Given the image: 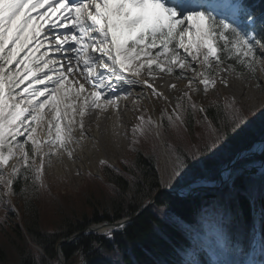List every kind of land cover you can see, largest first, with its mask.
Returning <instances> with one entry per match:
<instances>
[{"label":"snow or ice","instance_id":"6c2138e0","mask_svg":"<svg viewBox=\"0 0 264 264\" xmlns=\"http://www.w3.org/2000/svg\"><path fill=\"white\" fill-rule=\"evenodd\" d=\"M258 64H264V17L258 21L243 0H0V201L10 203L11 197L20 196L29 207L31 199L47 190L45 171L53 158L67 155L74 161V146H81L86 138L85 116L96 109L119 110L120 99H127L137 88L133 144L146 132L160 136L165 128L179 130L190 124L185 114L194 118L197 112L202 121L196 122L206 124L212 135L202 150L172 149L176 164L167 183L144 190L129 177L127 185H110L114 202L139 201V214L160 200L158 210L167 218L171 204L160 199L164 195L160 189L186 191L191 198L209 185H234L236 174L246 168L237 167L241 161H250L253 155L264 157V140L258 142V152L249 146L214 175L199 170L202 157L222 151L229 137L240 135L249 115L256 112L245 114L234 100L225 99L223 105L210 101L209 107L217 111L209 119L208 108L196 103L193 95L207 96L218 84L228 87L221 73L235 72L237 65L254 78ZM161 73L186 81L181 95L170 99L166 94L177 90L174 83L160 90L155 80ZM150 97L164 106L174 100L171 113L162 107L159 118L146 115L143 101L151 103ZM260 116L264 118V111ZM215 121L219 123L214 127ZM98 166L115 173L112 179L122 175L104 158ZM261 167L264 179V160ZM76 175L83 177L79 170ZM87 175L102 180L99 171ZM254 213L246 233L220 240L213 255L230 252L234 258L216 264H264V206H254ZM128 219L125 214L94 230L111 239L115 231L127 227ZM91 247L99 245L93 241ZM188 247L181 242L173 245V251L179 257ZM58 253L62 255V250ZM74 255L80 257L77 264H88L82 246Z\"/></svg>","mask_w":264,"mask_h":264},{"label":"trees","instance_id":"16d2710c","mask_svg":"<svg viewBox=\"0 0 264 264\" xmlns=\"http://www.w3.org/2000/svg\"><path fill=\"white\" fill-rule=\"evenodd\" d=\"M243 2L255 12L258 21L264 17V0ZM236 69L246 71L240 65H237ZM215 101L220 105L225 102ZM200 105L208 108L209 119L217 111L215 107H209V103ZM235 106L249 114L236 103ZM260 112L254 116L249 115V123L244 131L238 136H230L222 151L213 156L204 154L199 170L214 175L226 166L242 147L258 138H264V118L260 116ZM152 118L154 119L153 116ZM220 118L223 119V115ZM185 120L190 121V124L186 123L179 130L165 128L161 131L163 143L159 136L147 132L146 139H140L133 144L135 150L132 156L123 160L119 167L113 165L122 174L116 179L111 178L115 173L108 169L103 170L102 180L92 179L87 175L85 184L74 195L54 191L45 181L47 190L41 191L37 198L31 199L29 207H25L23 197L15 196L21 215L9 211L0 216V264H56L59 261L56 246L60 239L93 222H111L123 218L125 214H136L139 201L114 202L110 185H127L129 177H134L135 186L144 190L146 186L158 185L163 181L160 158L164 145L175 157L173 148L182 153L202 150L212 135L206 124L196 122L202 121V114L197 112L194 118L185 114ZM218 123L219 121H215L214 127L218 126ZM262 160L264 157L254 156L250 161H241L237 167L246 165L248 168ZM246 168L236 174L234 185L228 188L219 187L191 198H182L163 191L164 195L160 199H167L172 209L167 218L158 210L160 200H155V203L138 217L128 222L124 230L115 231L113 238H106L97 232H88L73 242L63 244L62 254L70 261L77 256L74 255L77 248L82 246L88 253V264H172L177 259H181L183 264H191L190 253L198 248L187 230L188 225H191L203 233L215 227L220 229L219 237L210 236V248L199 251L198 261L216 264L220 259H233L230 252L223 257H217L213 255V250L218 248L220 239L228 241L238 233H246L253 224L254 206H264L262 167L255 173H247ZM208 193L213 195L205 196ZM206 214L212 215L210 221L207 220ZM260 226L257 221V227ZM93 241H96L99 247H91ZM181 242H186L190 247L178 257L173 251V245Z\"/></svg>","mask_w":264,"mask_h":264},{"label":"rangeland","instance_id":"374dc122","mask_svg":"<svg viewBox=\"0 0 264 264\" xmlns=\"http://www.w3.org/2000/svg\"><path fill=\"white\" fill-rule=\"evenodd\" d=\"M222 2H225V0ZM222 67H227V64L222 65ZM239 73H241V71L236 70L235 72L221 73V75H224L225 77L228 75L241 78L246 84L242 86L239 85V88L231 86L230 89L218 84L217 89L210 91L207 96L203 93L194 94L193 100L198 101L200 104H207L210 103V101L231 99L235 101L237 106L244 108L248 113L253 111L256 113L264 111V64H258L256 66L255 73L253 74L254 78H249L247 71L244 72L245 74L243 77H241ZM189 75H192V73H189ZM259 79L262 80V87L260 86L261 89L260 87L255 88L256 96L250 93V91L254 92V89L252 90L250 85ZM173 83L177 85V90L166 92L170 99L181 95L180 89L184 88L186 81L177 80L175 76L163 73L158 74V78L155 80V84L160 87V90H165L168 85ZM244 89L246 92H244ZM138 94L139 88L135 89L133 94L126 99V103H121L119 110L112 108L101 111L96 109L95 112L91 111L92 113L90 112V114L86 116L85 122L89 124L94 123L95 129L98 131L97 135L92 133L94 128L92 130L86 129V138L82 141L81 146H74V161L70 160L67 155H63L60 159H56L55 157L53 158L52 166L50 168H46L45 181L54 191L68 192L74 195L76 191L83 184H85L88 172L91 171L95 174L99 171V175L101 177L103 176V170H100L98 166V160L100 158H104L112 165L119 167L123 160L134 154L131 129L137 123L136 116L138 113H134L133 109L134 97ZM150 99L151 103H149L148 100L143 101V107L147 109L146 115H152L155 119L156 116L159 117L162 107H167V110L171 113L172 107L175 103L173 100L172 105L164 106L155 98L150 97ZM41 135H43V133H41ZM75 135L79 136V133H76ZM147 136L148 134L146 132L145 135L139 136L137 140L146 139ZM89 141H91V144ZM78 150H81L82 154H79ZM175 164L176 157L170 153L166 147H164L160 158V171L162 179L165 183L169 181ZM254 167H256L255 172H257L261 167V162L253 164L248 168ZM77 170L83 173V177H78L76 175ZM10 201V203L0 201V216L5 215L9 211H13L16 212L17 215H21L17 204L18 199L13 196L10 198ZM20 203L22 204L23 201ZM206 215L207 220L210 221L212 215ZM189 230L196 233V240L201 244L207 245V247L209 243L208 236L211 233L217 235L220 232L219 228H215L212 229L211 233L203 236L191 227ZM196 256L197 252L191 251L189 256L191 258V262L197 260Z\"/></svg>","mask_w":264,"mask_h":264},{"label":"water","instance_id":"95a60500","mask_svg":"<svg viewBox=\"0 0 264 264\" xmlns=\"http://www.w3.org/2000/svg\"><path fill=\"white\" fill-rule=\"evenodd\" d=\"M262 140H264V138H260V139H258L257 141H255V142H253V143H251V144H249V145H247V146H244V147H242L233 157H235L239 152H241L242 150H244V149H247V148H249V146H252V151L255 153V152H258V150H259V147H260V145H259V141H262ZM254 156H259V155H253L252 157H254ZM233 157L228 161V163L226 164V166L227 165H229V163H230V161H232L233 160ZM226 166H224L222 169H224ZM221 169V170H222ZM256 171V167H254V168H247L246 169V172L247 173H249V172H255ZM215 188H219V186H212V185H209V186H207L204 190H202V191H197V192H194V193H192L191 194V196H193V195H195V194H198V193H201V192H203V191H207V190H212V189H215ZM163 191H165L164 189H160L159 190V192H163ZM167 192H169V193H171V194H174V195H177V196H180V197H182V198H185V197H189V194L185 191V192H181L179 189L177 190V192L176 193H173V192H170V191H167ZM208 195H212L211 193L210 194H206V196H208ZM144 211V210H143ZM143 211H141V212H139V214H134V215H132V216H128V222H130V221H132L133 219H135L136 217H138ZM124 218V217H123ZM123 218H120V219H117V220H121V219H123ZM117 220H115V221H117ZM104 222H107V221H100V222H93V223H91V224H89L87 227H85V228H83V229H81V230H78V231H75V232H73L72 234H70L68 237H66V238H63V239H60L59 241H58V243H57V246H56V251H57V254H58V256H59V262L57 263V264H76L77 263V261H78V257L77 256H75V257H73L70 261H67L65 258H64V256H63V254L62 255H60L59 253H58V249H60L61 250V246L63 245V244H65V243H70V242H73L76 238H78L80 235H82V234H85V233H88V232H97V233H99L98 231H95L94 229H95V226H97V225H103L104 224ZM114 221H111V222H108V224H112ZM90 230H93V231H90ZM40 248V247H39Z\"/></svg>","mask_w":264,"mask_h":264},{"label":"bare ground","instance_id":"6f19581e","mask_svg":"<svg viewBox=\"0 0 264 264\" xmlns=\"http://www.w3.org/2000/svg\"><path fill=\"white\" fill-rule=\"evenodd\" d=\"M41 11H43V9H41ZM35 14V13H34ZM44 51V49H41V52H43ZM38 55H39V53H38ZM226 79H227V81H228V88L230 89V87L231 86H233V87H236V88H239V85L240 86H242V85H244V84H246V83H244V81L241 79V78H237V77H234V76H228V75H226V77H225ZM83 82V81H82ZM260 84L261 85V87H262V80H257L255 83H253V84H251L250 86H251V88H252V90L254 89V92H252V91H250V93L251 94H254V95H256V93H255V88L256 87H258V86H256L257 84ZM86 87H89V86H87L86 85ZM260 87V86H259ZM261 87H260V89H261ZM244 92H246L245 91V89H244ZM257 96V95H256ZM122 102H124V103H126L127 101H126V99H120V101H119V106H121V103ZM108 109H112L111 107H109ZM96 110H93L92 112H95ZM91 112V113H92ZM99 114V113H98ZM87 116V115H86ZM86 116H85V118H84V120L86 121ZM88 118V117H87ZM96 119V118H95ZM98 122V121H97ZM97 124V123H96ZM112 127V126H111ZM85 128L87 129V130H92L93 128H94V131L92 132L93 134H95V135H97V129H95V125H94V123H92V124H89V123H86L85 122ZM114 129V128H113ZM117 129V128H116ZM77 134L79 133L78 131L76 132ZM75 133V134H76ZM96 139V138H95ZM89 143L91 144V141H89ZM95 143V142H94ZM84 145V144H83ZM78 153L80 154H82V151L80 150H78ZM85 160V159H84ZM247 169V168H246Z\"/></svg>","mask_w":264,"mask_h":264}]
</instances>
